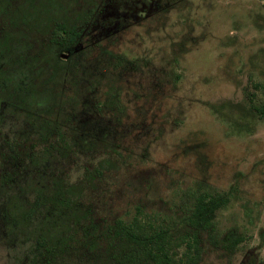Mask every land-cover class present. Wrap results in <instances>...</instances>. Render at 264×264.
Wrapping results in <instances>:
<instances>
[{
	"label": "rangeland",
	"instance_id": "1",
	"mask_svg": "<svg viewBox=\"0 0 264 264\" xmlns=\"http://www.w3.org/2000/svg\"><path fill=\"white\" fill-rule=\"evenodd\" d=\"M99 1L70 54L80 95L70 108L73 149L61 156L55 145L44 162L45 142L28 145L19 119L0 120V264H21L33 242L8 233L10 196L31 198L27 184L40 174L85 182L103 157L111 167L84 188L96 215L171 213L195 187L235 184L215 225H238L244 240L230 255L207 246L201 263L264 264V119L235 129L211 108L242 100L244 88L264 101L253 86L264 84V0ZM107 84L113 103L102 106Z\"/></svg>",
	"mask_w": 264,
	"mask_h": 264
},
{
	"label": "trees",
	"instance_id": "2",
	"mask_svg": "<svg viewBox=\"0 0 264 264\" xmlns=\"http://www.w3.org/2000/svg\"><path fill=\"white\" fill-rule=\"evenodd\" d=\"M100 4L0 0V120L19 119L28 145L45 142L38 153L43 152L44 162L55 145L60 155L73 149L70 108H76L80 95L70 54L91 31ZM253 86L264 92V84ZM113 88L106 85L98 104L113 103ZM243 92L242 100L212 103L211 108L231 127L251 130L255 120L264 119V101H255L251 90ZM110 167L109 158L99 159L87 170L85 182L66 174H40L27 184L31 198L27 192L10 196L8 233L33 241L21 264H202L207 246L230 255L244 240L238 225H215L217 213L237 197L235 184L195 187L171 213L136 206L126 218L96 215L85 199V183ZM259 241L264 243V229Z\"/></svg>",
	"mask_w": 264,
	"mask_h": 264
}]
</instances>
